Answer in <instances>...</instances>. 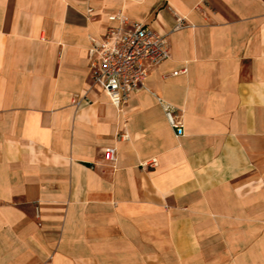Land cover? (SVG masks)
<instances>
[{"label":"crops","instance_id":"0c3cea01","mask_svg":"<svg viewBox=\"0 0 264 264\" xmlns=\"http://www.w3.org/2000/svg\"><path fill=\"white\" fill-rule=\"evenodd\" d=\"M118 13L170 47L121 105ZM0 264H264V0H0Z\"/></svg>","mask_w":264,"mask_h":264},{"label":"built area","instance_id":"2783aa9c","mask_svg":"<svg viewBox=\"0 0 264 264\" xmlns=\"http://www.w3.org/2000/svg\"><path fill=\"white\" fill-rule=\"evenodd\" d=\"M109 17L111 20L118 19L119 23L110 24L100 38L91 36V73L93 84L103 88L113 103L121 105L134 91L145 86L148 74L145 61L160 63L170 56V47L166 34L155 28L140 21L126 27L130 20L124 13L110 14ZM178 19L177 26L183 25L182 19ZM166 112L177 133H182V122L173 117L170 109ZM104 150L110 160L117 159L116 146H106Z\"/></svg>","mask_w":264,"mask_h":264}]
</instances>
